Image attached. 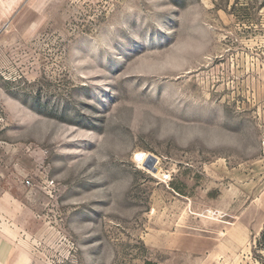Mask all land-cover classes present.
Returning a JSON list of instances; mask_svg holds the SVG:
<instances>
[{"label": "rangeland", "instance_id": "1", "mask_svg": "<svg viewBox=\"0 0 264 264\" xmlns=\"http://www.w3.org/2000/svg\"><path fill=\"white\" fill-rule=\"evenodd\" d=\"M264 0H0L1 264H264Z\"/></svg>", "mask_w": 264, "mask_h": 264}, {"label": "trees", "instance_id": "2", "mask_svg": "<svg viewBox=\"0 0 264 264\" xmlns=\"http://www.w3.org/2000/svg\"><path fill=\"white\" fill-rule=\"evenodd\" d=\"M262 238L264 239V232H263V234H262Z\"/></svg>", "mask_w": 264, "mask_h": 264}, {"label": "crops", "instance_id": "3", "mask_svg": "<svg viewBox=\"0 0 264 264\" xmlns=\"http://www.w3.org/2000/svg\"><path fill=\"white\" fill-rule=\"evenodd\" d=\"M1 264V263H0Z\"/></svg>", "mask_w": 264, "mask_h": 264}]
</instances>
